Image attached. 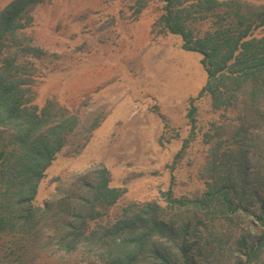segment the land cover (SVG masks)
Instances as JSON below:
<instances>
[{"label": "rangeland", "instance_id": "rangeland-1", "mask_svg": "<svg viewBox=\"0 0 264 264\" xmlns=\"http://www.w3.org/2000/svg\"><path fill=\"white\" fill-rule=\"evenodd\" d=\"M13 1L0 0V11ZM216 1L244 2L242 13L262 15L252 16L250 30H237V22L218 21L224 4L201 9L195 0H173L175 7L188 8L179 12L182 25L173 28L200 38L221 27L235 31L236 39L246 32L244 39L264 37V0ZM166 13V0H41L27 7L18 42L3 49L0 67L12 62L10 73L23 83L30 104L45 108L43 131L58 149L32 204L36 214L54 207L30 227L2 225L0 264H96L97 255L111 249L112 261L120 262L124 253L122 264H162L154 255V261L131 256L151 236L143 252L157 247L181 260L180 248L192 243L195 230L206 242L198 248L200 264H264V240L247 257L252 239L264 238V221L255 217L258 203L252 215H223L219 199L205 197L217 181L227 182L225 163L232 158L247 159L248 181L255 182L260 166L264 178V120L245 104L264 99L251 95V76H231L248 67L246 58L230 69L233 59L227 62L221 72L228 77L211 80L201 46L186 45L171 32L162 19ZM252 48L254 58L264 61V43ZM239 51L240 44L234 54L242 57ZM210 82L214 92L207 89ZM255 125L261 129L253 137ZM104 184L110 191L101 195L97 187ZM67 195L75 207L59 211L55 204ZM179 199L199 203L181 206ZM12 203H2L5 217L14 213ZM251 220L256 224L250 226ZM186 224L192 226L188 232ZM93 232L90 244L86 237ZM75 233L85 240L72 250L70 242L61 247V239ZM101 238L107 241L103 250Z\"/></svg>", "mask_w": 264, "mask_h": 264}, {"label": "trees", "instance_id": "trees-1", "mask_svg": "<svg viewBox=\"0 0 264 264\" xmlns=\"http://www.w3.org/2000/svg\"><path fill=\"white\" fill-rule=\"evenodd\" d=\"M40 1L41 0H15L0 11V54L2 52L5 53L3 49L9 50L14 42H18L19 38H17L16 30L20 26V19L27 15V7L34 6ZM166 1L167 13L162 19L170 26L171 32L179 33L183 36L186 45L192 43L195 44V46L196 44L197 46H201L200 50L205 54L206 58L204 62L209 67L211 80L216 81L228 77L226 71L221 72V70L226 68L225 64H227V62L233 59V63L229 64L227 67V69H230V66L246 63V58V61L249 62L247 65L248 67L240 71L241 73L236 72L231 74V76L234 79H240L239 77L242 76H251V81L253 82L252 86H254L253 89L255 90L251 95L256 96L257 99H264V61H258L261 58H254L252 52V46L255 43H264V37L260 40H255V38L252 37L244 39L249 34L246 32L241 38L238 37V39H236L235 31L225 27L214 29L212 31L213 33L206 38H200L195 35V37H192L190 30L185 29V27L173 28L174 26L182 25L181 20H183V18H180L179 12H184L188 8L183 6L182 9H179L175 7L173 0ZM195 3L197 6L201 7V9H205L206 7L209 8L208 6L215 9L216 5L224 4V10H221L220 15H216V17L220 18L218 21H230L229 23L227 22L230 25L237 22V30H240L241 26H246L244 30H248L250 25L247 27V24L251 22L250 20L253 22L252 16H256L257 18L262 15L255 13V15L249 17L248 13H242L243 11L246 12V4L244 2H238L236 5L234 4V6V2L231 1L219 3L216 0H195ZM225 10H229L230 12ZM213 13L214 12L211 11L210 16H212V18H214ZM242 39L244 40L242 41ZM239 44V55L242 57H239L238 53L236 55L234 54ZM189 49L193 51L196 50L195 48ZM242 59L244 60L242 61ZM11 65L12 62L8 61V63L3 64V67H0V148L2 153L6 154L5 156L2 154L0 155V228H3L6 222L14 226V228L23 229L25 226L30 227L37 217H40L48 211H52V206L54 207V205H47L43 209H39V214H36L35 211L37 208L33 206L32 200L36 194L39 181L43 177L45 169L51 163L58 148L54 147L51 143L53 135H49L48 133L44 134L43 131L45 127L43 124V112L45 108L39 110L36 105L33 103L30 104L31 100L26 98L23 83L20 81L17 82L10 73L11 69L9 67H11ZM218 70H220L219 73H217ZM211 85L212 83L210 82L207 89H209L210 92H214L215 89L212 88ZM261 103L264 106V102L250 99L245 101V104H249L251 109H255L254 112L259 116V119L261 120L262 118L264 120V107L261 109ZM256 127L258 126L255 125L254 129ZM259 129H261V127L255 129L253 137L257 136L256 134ZM7 148H9V150ZM7 150L8 152L6 153ZM260 169L261 166L253 174L256 177L254 178L255 182H250L247 179L248 177L250 178V166L247 159H230L228 163H225L224 169V182H227L223 183L217 181V183L213 184L205 196L206 199H208V201L211 200L212 203L219 199L218 204L222 207L221 211H223V215H234L236 213L238 214L239 211H242L248 216L252 215L254 213V210H251L252 204L258 203V211L261 213L255 217L257 221H264V182L262 181L264 178L263 175H259L260 171L258 170ZM97 188L101 191V195L110 191L106 184ZM6 196V201H3L2 199ZM72 199V195H67L64 199L59 200L55 204V207H58L59 211L64 209L68 212H72L75 207V202H73ZM11 201L13 203L10 207H13L14 213L5 217L2 203H6L9 207V202ZM80 201L83 202V198ZM176 202L184 206L183 203L189 204L193 201L179 199ZM196 203H199V201H194L192 204ZM88 216L91 218V213H89ZM123 223L122 226L125 225ZM248 224L253 226L256 224V220H251ZM2 225L4 226L2 227ZM157 225L160 227V222ZM163 227L170 229L171 225L164 224ZM191 227V225L186 224L184 227L185 232L191 230ZM199 232L200 231L197 230L194 231L195 238L192 243H189L188 246H181V260L174 251H170L169 254L166 255L159 251L157 247L154 249L152 247H146L145 252H143L142 247L145 246L148 240H151V236H149L147 240L145 237L141 240L140 252H137L131 256V258L134 259L138 255L145 254L146 258L153 261L154 255L162 264H200L198 263V259L202 256V252H198V248L202 250L203 243L206 242H204L202 236L201 238L199 237L201 235V232ZM94 233L95 232L86 237V240H88L90 244L93 242L92 239H95V237L92 236ZM79 240H85V237L80 233L67 235L61 239V242H64L61 244V247H68L70 242L68 247L69 250L75 249ZM263 240L264 238L262 237H254L252 239V247H250V251L247 254L248 259L251 253L254 254L256 251H259L260 247L258 243L262 244ZM97 242L99 249L102 250L103 246L107 244L104 238L98 239ZM208 244L210 246L212 242L208 241ZM123 248H127V242L124 244ZM113 252L114 251L111 249L107 252L108 254L97 255L96 264H99L100 258L102 259V257L107 258L102 259L105 264H122V256L124 253L121 254L119 262L116 258L113 261L108 258ZM91 264H94V262Z\"/></svg>", "mask_w": 264, "mask_h": 264}]
</instances>
